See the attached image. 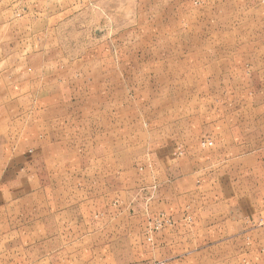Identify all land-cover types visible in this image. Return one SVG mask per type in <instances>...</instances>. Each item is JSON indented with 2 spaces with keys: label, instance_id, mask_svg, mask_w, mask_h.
I'll use <instances>...</instances> for the list:
<instances>
[{
  "label": "crops",
  "instance_id": "crops-1",
  "mask_svg": "<svg viewBox=\"0 0 264 264\" xmlns=\"http://www.w3.org/2000/svg\"><path fill=\"white\" fill-rule=\"evenodd\" d=\"M39 1L11 4L7 27L28 29L30 15L52 13L54 27L69 28L80 15L76 0L51 10ZM196 25L174 53L196 61L193 69L165 71L166 93L195 101L172 96L158 106L159 72L143 71L155 98L143 118L124 97L122 71L96 72L95 89L46 86L14 67L22 54L0 53V264H264V181L252 179L264 173V147L252 143L264 141V102L198 95L235 91L232 77L264 76V38L209 37ZM203 138L214 145L202 147ZM145 186L147 203L137 193Z\"/></svg>",
  "mask_w": 264,
  "mask_h": 264
},
{
  "label": "rangeland",
  "instance_id": "rangeland-1",
  "mask_svg": "<svg viewBox=\"0 0 264 264\" xmlns=\"http://www.w3.org/2000/svg\"><path fill=\"white\" fill-rule=\"evenodd\" d=\"M76 1L74 5L80 9L78 11L80 15L76 16L72 27L68 28L64 23H61V28L54 27L51 21L54 15L45 13L40 16L35 15V19L30 15L29 28L21 30L6 25V21L12 16L9 12L11 4L20 6L21 0H0V53L22 54L23 60L12 61L14 67L28 71L29 80H32L30 77L39 76L46 86L53 83L68 84L75 80L78 88L93 85L95 89L100 86V81L103 79L98 75L100 70L122 71L125 79L124 97L133 101L134 108L131 110L135 116L141 118L147 116L149 98L155 99L150 94L149 77L143 76L145 74L143 71L153 69L159 72L157 80L163 87L156 93V99L158 104L163 105L158 106L164 107L167 98L171 99L172 96L176 102L180 100V97L184 101H195L196 94L187 93L182 96L181 93L176 94V92L166 93L165 71L180 74L181 71L192 70L191 65L197 63L196 61H179L174 56L175 52L180 51L178 42L181 37L197 36L196 23L204 24V33L209 37L215 35L226 38L229 36L264 38V0ZM223 1L226 5H235L236 12L219 11V3ZM30 3H32L31 0ZM59 3L61 4L62 0L39 1L40 5L50 10L54 4ZM220 8L225 9L228 6L221 5ZM83 10L86 14L81 13ZM106 10L109 12L106 17L109 20V27L103 29L100 27V20ZM86 20H89V24L92 23V25L88 27ZM65 24L68 25V22L66 21ZM172 39H177L174 45L169 44ZM107 52L109 60L100 59L101 54ZM134 53L135 56L141 53H146V56L155 53L157 57L155 60L139 57L133 60ZM85 56H89L88 59H84ZM121 56L124 59H120ZM187 64L189 66H186ZM75 71L79 76H72ZM91 71L92 77L80 76ZM232 82V88L235 91L230 93L205 91L198 95L201 100L203 97V101L264 102V76L232 77ZM109 83L112 87L111 82ZM260 127L264 131V122ZM214 143L215 141L211 138H203L200 141V145L205 147H210ZM252 143L264 147V141ZM241 179H244V176ZM252 179L264 181V173L254 171ZM148 187H142L137 192L141 194L145 203L151 198ZM257 192L264 193V189H258ZM157 221H160V218H154L150 222L153 224V229L158 230L163 226L164 220L160 222V226L156 227ZM257 224L264 226V214ZM148 239L151 240L150 237Z\"/></svg>",
  "mask_w": 264,
  "mask_h": 264
},
{
  "label": "built area",
  "instance_id": "built-area-1",
  "mask_svg": "<svg viewBox=\"0 0 264 264\" xmlns=\"http://www.w3.org/2000/svg\"><path fill=\"white\" fill-rule=\"evenodd\" d=\"M160 217H162V216H160ZM158 220H159V219H158ZM162 221H163L162 219H160V221H157V223H156V227L160 226V225H161L160 222H162Z\"/></svg>",
  "mask_w": 264,
  "mask_h": 264
}]
</instances>
